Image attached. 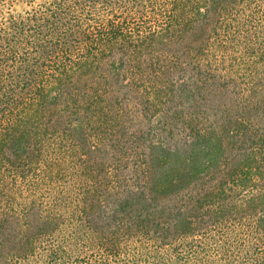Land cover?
<instances>
[{"label": "trees", "instance_id": "obj_1", "mask_svg": "<svg viewBox=\"0 0 264 264\" xmlns=\"http://www.w3.org/2000/svg\"><path fill=\"white\" fill-rule=\"evenodd\" d=\"M0 264H264V0H0Z\"/></svg>", "mask_w": 264, "mask_h": 264}]
</instances>
